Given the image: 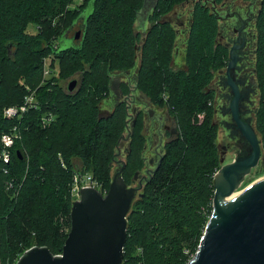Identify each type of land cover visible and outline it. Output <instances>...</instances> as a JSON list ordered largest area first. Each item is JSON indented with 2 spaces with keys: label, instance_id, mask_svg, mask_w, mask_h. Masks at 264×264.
Instances as JSON below:
<instances>
[{
  "label": "trees",
  "instance_id": "16d2710c",
  "mask_svg": "<svg viewBox=\"0 0 264 264\" xmlns=\"http://www.w3.org/2000/svg\"><path fill=\"white\" fill-rule=\"evenodd\" d=\"M181 1L156 0L148 16L152 26L142 36L134 22L144 0H83L73 10V0H0V138L17 134L9 161L0 158L2 264L17 260L34 245L46 246L52 255L62 251L71 227L76 173L90 174L108 190L128 109L119 102L103 114L99 104L110 91L112 75L129 71L138 54L135 88L153 104L166 105L177 133L165 142L127 215L121 264H187L195 254L212 210V180L221 166L210 84L227 54L216 42L215 14L195 0L184 65L173 66L178 33L172 23L160 19ZM260 2L255 129L264 139V0ZM77 22L82 29L79 40H72L73 32L65 37L72 43L59 47L57 40ZM30 24L36 33L28 32ZM49 55L66 65L60 75L79 73L72 91L58 83H41L42 59ZM120 88L124 91V84ZM32 91L35 106L21 116H3L4 107L22 104ZM49 114L50 121L43 123ZM128 132L122 171L126 184L144 162L139 113Z\"/></svg>",
  "mask_w": 264,
  "mask_h": 264
},
{
  "label": "water",
  "instance_id": "95a60500",
  "mask_svg": "<svg viewBox=\"0 0 264 264\" xmlns=\"http://www.w3.org/2000/svg\"><path fill=\"white\" fill-rule=\"evenodd\" d=\"M147 1L144 0L143 7ZM153 1L156 2V0ZM84 17L85 15L81 14L79 19ZM241 28H233V30H238L239 34ZM80 32V30L75 32L76 39L79 38ZM66 33L67 31L61 36L63 39ZM238 41L240 45L233 43L231 49L242 45L243 38L239 35ZM231 52L232 50H230L231 60L227 66V81L234 93L230 102V111L236 128L249 144L250 151L228 163H223L224 158H220L223 164L212 180L214 192L211 215L197 250L188 264H264V176L250 184L229 205L225 206L222 199L239 187L245 175L261 159L257 135L253 127L239 115V92L228 75V70L237 59V54H231ZM76 83V79L69 81L68 91H72ZM110 90L117 97L121 95L119 78L111 79ZM133 112L138 114L137 109H133ZM166 115H168L167 112ZM169 119L172 122L170 138H173L177 133V127L170 115ZM134 123L135 119L132 125ZM17 154L21 155L19 151ZM118 154L119 150L113 155L116 157ZM115 157L114 163H118L119 168L114 171L105 195L94 188L86 187L80 189L79 199L71 200V227L63 245L62 256L52 255L46 246L34 245L26 249L15 264L121 263L126 238V215L134 197L135 188H126L122 178L125 161L115 160ZM136 177L137 172L134 173L133 178Z\"/></svg>",
  "mask_w": 264,
  "mask_h": 264
},
{
  "label": "rangeland",
  "instance_id": "374dc122",
  "mask_svg": "<svg viewBox=\"0 0 264 264\" xmlns=\"http://www.w3.org/2000/svg\"><path fill=\"white\" fill-rule=\"evenodd\" d=\"M185 1L186 0H183L180 3H176L174 5V8L169 12L170 15L173 11H177L179 17L184 19L183 28H178V25L172 22L174 28L176 30L178 29L176 46L173 51V58H172V63L175 68L184 65L185 42L188 34V27L191 20V9H192V5L195 2V0H189L187 3H184ZM200 1H202L205 5L210 6L211 4L210 0H200ZM251 1L253 3L252 10L255 13L256 9H258L259 7L260 0H251ZM80 5L81 2H79L78 0H73V2L69 6V9L73 10L74 8H77ZM153 6H154V1L148 0L144 5V7H142V9L139 11L137 18L134 22V29L140 32L142 36L144 35V32L147 30L149 26V20L147 18ZM87 12L88 11H85L82 14L85 15ZM27 30L28 32L31 33H36L37 31L36 27L32 24L28 26ZM57 43L58 46L61 47V46L70 45L72 41L69 38L63 39V37H60L57 40ZM253 64H254V59H251V66H253ZM65 66L66 65L63 62H61L58 58H54L53 55L44 57L42 59L43 70L41 76V83L42 84L48 83L50 81L66 87L68 82L71 81L72 79L79 80L80 78L79 73L69 76L60 75L61 74L60 69L62 72H64ZM138 66H139V54L136 59L135 65L129 71L123 73H115V75L113 74L111 77V79L116 77L119 78L120 86L122 88L124 84L125 86L124 91L120 88L121 95L117 97L109 89L110 91H108L105 94V96L101 99L99 104V109L103 114L109 113L113 109V107L119 102L124 103L126 108L128 109L127 130L124 133V138H123L124 140L121 142V144L118 146L117 150L115 151L116 154L118 153L119 150V154L115 157V160L121 159L124 161L126 159L125 154L129 148L128 145L129 140L127 139L129 134L128 130L130 129L135 117L137 116V113L133 112V109L140 110L138 111V113L140 114V132L142 136L140 149L144 162H143V167L137 170V177L134 179L133 176H129L128 183L126 184L128 187L136 188L134 197L131 200L128 213L134 201L138 198V195L141 193L142 187L146 181L145 179L150 174V171H148V169H151L155 165L156 160L163 152L164 144L170 138L169 129L172 127L171 120L169 119L168 121L167 119L169 117V113L166 105L153 104L149 97H147L145 94H142L139 90L135 88L136 74H137L136 72ZM62 69H64V71ZM54 79H56V81H54ZM20 81H22V79H20ZM212 81L214 82V80ZM122 82L123 84L121 85ZM213 82H212V86L214 87L215 83ZM226 90L227 89L224 87L221 88L219 92L218 90H216L215 100H214V108H215L214 119L218 126L216 143L218 146L220 158L221 157L224 158L223 163H228L237 157L244 156L245 154H248L250 151V146L246 142L244 137L241 135L240 131H238L236 127L232 126V119L230 116V106H229L230 104H228L229 102L227 96L222 95L223 93H225ZM31 94L34 95V91L28 92L27 95H31ZM259 94H260V88L259 87L256 88V86H254V91L252 95H250L251 100H248L246 102L250 104L249 106L250 110L244 115L243 120H245L253 127L257 135V138L259 140L260 157L264 158V139L261 137L260 133L255 129V117H256L255 115L258 107ZM19 105L13 104L9 106L18 107ZM166 112L168 113V115H166ZM171 119L173 118L171 117ZM223 146L227 147L226 151L223 150L222 148ZM151 160H153L152 163L149 162ZM223 163H221V165ZM118 168H119V164L113 163L111 169V175H113L114 171H116ZM263 176H264V163L259 161L258 164L253 168H251L249 173L245 175V178L243 179L239 187L235 190L243 191L250 184H252L253 182H255L256 180H258ZM139 180L140 181L143 180L142 185L138 184ZM98 188L102 192L107 191L105 189H101L100 187ZM73 197L74 195L72 196V199ZM211 206H212V202H211ZM15 262L16 260L10 261L6 264H12V263L15 264ZM0 264L2 263L0 262Z\"/></svg>",
  "mask_w": 264,
  "mask_h": 264
},
{
  "label": "flooded vegetation",
  "instance_id": "af4514ba",
  "mask_svg": "<svg viewBox=\"0 0 264 264\" xmlns=\"http://www.w3.org/2000/svg\"><path fill=\"white\" fill-rule=\"evenodd\" d=\"M187 2L185 1L184 3ZM260 3L261 2H259V6ZM208 7L209 10L215 14L218 22L216 42L223 49L226 50V54H227V58L224 66L217 69L214 74V78H213L214 82L213 81L212 82L215 83V86L213 87L211 82L210 87L214 90V94H216V90H218L219 92L221 88L223 87L226 88L227 90L222 95L227 96L229 102L228 104H230V102L234 97V93L227 81L228 80L227 66L229 61L231 60L230 50H232L231 54L236 53L237 59L234 61L231 69L228 70V75L238 89L239 92L238 109H239L240 118L243 120L244 115L250 110L249 107L250 104L246 102L248 100H251L250 95H252L254 91V86H256V88L258 87L257 78H256V68H255V55H256V43H257L256 17L259 12V7L258 9H256V12L254 13L252 10L253 3L251 0H222L220 2H211L210 6L208 5ZM160 21H162L163 23L173 22L176 25H178V28H183L184 26V19L179 17L177 11H173L170 15L169 13L164 14L160 19ZM79 25H80L79 22H77V24H75L73 28L67 31L66 37L72 36L73 32H76L78 30L81 31L82 29L79 27ZM150 26H152L151 21H149L148 27ZM233 28L234 29L241 28L239 34H238V30L234 31ZM177 30L176 32L178 33ZM238 35L239 37L243 38V43L240 47H233L231 49L233 43L240 45V41H238ZM72 40L76 42L79 40V38L77 39L73 38ZM251 59H254L253 66H251ZM214 100H215V96H214ZM214 100H213V106H214ZM230 116L232 119L231 111H230ZM167 119L169 121V117ZM232 126L236 127L235 121L233 119H232ZM171 129L172 127L169 129V136ZM222 148L224 151L227 150L226 146L225 147L223 146ZM261 159H263V161H261ZM261 159L259 161L264 163V158ZM158 160L159 158L156 160L155 165L151 169H148V171L151 172L154 170ZM149 162L152 163L151 161ZM142 182L143 180L138 182V184L142 185L143 184ZM126 188L129 187L126 185ZM135 189L133 190V193H135Z\"/></svg>",
  "mask_w": 264,
  "mask_h": 264
},
{
  "label": "built area",
  "instance_id": "2783aa9c",
  "mask_svg": "<svg viewBox=\"0 0 264 264\" xmlns=\"http://www.w3.org/2000/svg\"><path fill=\"white\" fill-rule=\"evenodd\" d=\"M79 2H82L83 0H78ZM35 106V98L34 95H27L24 98V101L22 104H20L18 107L16 106H7L3 109V116L6 118H12L15 116H21L24 112L27 111L28 107ZM51 119V115L49 114L46 118L43 119V123L49 122ZM17 137V134L12 131L8 133H3L0 138L1 142V150H0V158L4 162L9 161V148L13 145V142L15 138ZM94 188L98 190L102 195H105V191L102 192L98 187L97 181H95L90 174L85 173L83 175H80L79 173H76L73 176V184H72V196L74 195L73 199L77 200L79 199V191L81 188ZM54 256H62V252L53 254ZM194 256V255H193ZM191 257V259L193 258ZM190 259V260H191ZM189 260V261H190ZM187 262V264L189 263Z\"/></svg>",
  "mask_w": 264,
  "mask_h": 264
},
{
  "label": "bare ground",
  "instance_id": "6f19581e",
  "mask_svg": "<svg viewBox=\"0 0 264 264\" xmlns=\"http://www.w3.org/2000/svg\"><path fill=\"white\" fill-rule=\"evenodd\" d=\"M249 187V186H248ZM247 187V188H248ZM246 188V189H247ZM245 189V190H246ZM243 190V191H245ZM243 191H237V190H234L230 195H228L227 197H222L223 201H224V204L225 206L229 205L230 203H232L233 201H235L242 193Z\"/></svg>",
  "mask_w": 264,
  "mask_h": 264
}]
</instances>
